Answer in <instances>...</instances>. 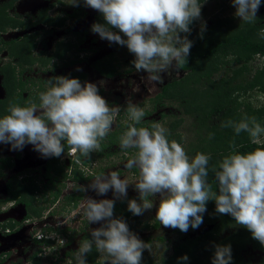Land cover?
<instances>
[{
    "label": "clouds",
    "instance_id": "9594fccd",
    "mask_svg": "<svg viewBox=\"0 0 264 264\" xmlns=\"http://www.w3.org/2000/svg\"><path fill=\"white\" fill-rule=\"evenodd\" d=\"M261 3L231 0L235 17L246 23L258 18ZM71 7L98 12L104 23H93L90 31L109 44L126 47L134 69L147 73L146 78L156 83H161L163 74L174 66L188 63L193 47L188 39L190 26L202 19L199 0H71ZM205 31L206 22H202L201 39ZM105 83L81 82L63 75L51 77L47 91L39 94L38 106H11L10 114L0 118V144L10 145V151L32 145L43 158H59L66 142L72 152L90 159L91 153L101 149L121 111L119 105L110 106L100 94ZM126 104L129 119L139 124L145 115L143 109L130 100ZM222 127H232L237 135L247 132L254 144L264 133L255 117L245 116L239 123L228 121ZM167 133L160 123H154L151 129L129 125L120 137L121 149L137 150L126 164L128 169H139L136 198L128 199L129 184L117 171L97 175L87 186H79V191H91L97 197L111 192L112 198L87 196L81 205L88 223L98 227L91 230L90 239L80 242L75 253L77 264H86L93 246L105 264H142L149 246L130 229L124 217L115 215V205L127 201V211L142 216L154 208L150 197H159L155 218L163 228L185 234L190 228L198 229L204 222L207 203L214 201L217 214L230 216L264 247V148L226 156L215 172L218 190L213 191L207 180L210 156L197 153L190 159L181 144L168 140ZM230 147L235 149L234 144ZM213 247L211 264H233L230 244ZM188 260L185 254L177 264Z\"/></svg>",
    "mask_w": 264,
    "mask_h": 264
},
{
    "label": "trees",
    "instance_id": "16d2710c",
    "mask_svg": "<svg viewBox=\"0 0 264 264\" xmlns=\"http://www.w3.org/2000/svg\"><path fill=\"white\" fill-rule=\"evenodd\" d=\"M16 1L8 0L0 7V34L10 29L31 30L40 23L57 27L64 25L65 20L51 18L48 15V9L42 11L35 22L25 23L17 17H11L8 10L14 6ZM261 8L263 12L252 23L243 22L234 16L213 20L204 32L203 39L200 38V30L193 31L196 21L193 22L190 26L191 34L188 35V39L193 42L188 63L178 68L184 75L164 85L160 93L151 99L153 109L165 105L166 102H176L182 106L183 115L167 126L169 141L174 140L186 147L185 135L176 130L183 125L185 117L195 120L196 142L189 144L185 151L189 157L193 158L197 153L210 156L207 180L213 191L218 190L215 172L219 170V165L226 156L235 153L246 154L257 148H264V141L252 143L247 132L237 135L232 127H222V124L228 121L239 123L245 116L255 117L259 124L264 120V105L257 107L249 98L253 97L254 92L264 95L263 2ZM70 17L79 20L80 12L73 13ZM97 22L104 23L101 15L94 23ZM37 36L38 33L26 34L18 39L2 41L3 46L0 44V54L6 50L10 59L8 63L0 66L2 87L5 91V97L0 99V118L10 114L11 106L27 107L32 103L37 106L40 104L39 94L43 92V88L30 92L32 88L40 87V85L35 81H24L19 76V73L22 74L25 71V67L32 68L37 62V59L33 57ZM82 41L83 38L80 42ZM71 48V44L61 43L54 56L63 59L65 53ZM50 60L51 57L39 59L43 65ZM71 63L75 64L76 61ZM95 68L108 78L119 73V66L114 65L113 61L108 59L96 62ZM79 78L85 80V75L81 74ZM26 92L28 96L24 97ZM243 98L250 100L246 101ZM149 114L145 111L144 116ZM135 126L146 128V123H139ZM122 134L123 130H116L105 138V142H108L101 145L102 150H106L107 147L111 148L114 144H120ZM233 144L235 149L230 147ZM110 155L111 153L107 154V156ZM79 157L83 156L79 154ZM134 170L138 172L137 168ZM23 189L19 186L15 196L21 197L20 201L26 203L27 206H32L28 207L31 214L40 215L41 212L33 208L32 195L23 194ZM128 199L132 197L128 196ZM75 202L78 203V199H75ZM126 202H119L115 205V215L124 217L128 222L129 212L124 208ZM206 207L207 212L203 216L204 222L201 226L209 228L194 237L178 238L173 255L162 258L159 264H177L178 258L185 254L189 257L186 264H211L214 244L231 245L233 264H264V247L253 240L247 230L238 225L230 216L217 214L214 201H209ZM176 231L183 235L178 229ZM159 239L164 240L162 237ZM248 249L263 253L258 263H253L250 257L246 259L244 251ZM97 257L98 252L93 246L92 251L87 254L86 264H97ZM142 264L157 263L144 252Z\"/></svg>",
    "mask_w": 264,
    "mask_h": 264
},
{
    "label": "rangeland",
    "instance_id": "374dc122",
    "mask_svg": "<svg viewBox=\"0 0 264 264\" xmlns=\"http://www.w3.org/2000/svg\"><path fill=\"white\" fill-rule=\"evenodd\" d=\"M4 1L6 0H0V4ZM199 1L202 4V19L196 21V25L194 26L193 31L200 30V25L202 22H206L207 29L213 22V20L221 17H235V8L232 7L231 0ZM45 9H48V15L51 17H67L68 20L66 21V24L60 27L42 24L31 30L12 29L6 34V40L10 41L23 37L28 32L38 33V36L36 38V47L33 50V57L37 59L38 63H36L33 68L25 67V71L23 74L24 80H28L29 82L35 81L40 85V88H43V92H45L48 89L47 81L51 77L63 75L70 78L73 73H86L88 77L87 81L89 82L98 83L101 80L106 82L105 85L100 89H102L105 94L103 96L104 98L108 99L109 102L115 101V105L113 106L119 105L121 109L125 111L127 107L126 102L130 100L132 103L142 108L144 113L145 111H148L150 114L144 116L140 123H146V128L149 129L150 125H153L154 123H160L164 128L168 129L167 126L169 123H172V121L183 115V109L179 103L166 102L165 105H160L157 106L156 109H153L151 99H153L157 94L160 93L161 88L164 85L178 77H182L184 73L180 72L178 68L174 66L167 73L163 74L161 83L149 81L146 78L147 73L137 72L130 64V61L133 59V57L129 54L126 47H121L116 44H109L107 41L101 40L97 34H93L90 31L91 25L95 21L94 18L99 14L98 12L94 14L96 11L82 7L81 13H83V17L79 20H74L70 17V15L76 12L78 8L71 7V0H18L15 6L9 10V14L12 17L17 16V18L23 22H27L36 18V16ZM261 13L262 9L259 10L258 15H260ZM235 18L240 20L237 17ZM82 38L83 41L80 42V39ZM58 43L71 44L72 48L66 53L63 60L54 59V61H51L50 65H48L49 67H47L46 70L44 69L45 67L40 64L39 59H41V56L44 55L43 53H45V56H43L44 58L47 55H51V53L56 50ZM77 43H79L78 46H76ZM82 50L86 52H78ZM79 53H82V55H80ZM106 59H108L109 61L112 60L114 65L119 66L118 75H116L112 79H106L100 76L94 66L97 61ZM71 61H76V63L70 64ZM0 62H5L2 56H0ZM53 64H55L56 66H52ZM77 68L82 69V71H76ZM38 88L36 86L32 88L30 92H35V90H38ZM3 97H5V91L2 87V77L0 75V99ZM249 98H251V102L257 107L264 105V95L261 93L254 92L253 97ZM249 98L248 100H250ZM243 100L246 99L243 98ZM125 119H127V121H131L134 126L136 125L132 122V120L129 119V116H127ZM123 122L125 121H122V123ZM118 124V120H115L112 129H117L119 127ZM260 125L261 127H264V120ZM178 130L185 135L186 147L189 144L196 142L197 136L195 132L196 130L194 119L185 117L183 125L180 126L179 129L177 128L176 132H178ZM263 141L264 133L261 134L259 143ZM1 146L2 145L0 144L1 150L7 148H1ZM186 147L183 148L187 150ZM136 151V149H121L120 144L114 145L106 150L100 149L99 151L93 152L94 155L92 157L90 165L97 171L100 169H104V175H107L112 171L119 172L120 178L127 180L129 184L128 196L136 198L138 196V193L134 190V186L139 180V169L137 168L138 172L136 173L134 170L135 167L132 169H128L126 167L128 160L135 156ZM15 153L16 151H12L13 155ZM108 153H111V156H107ZM189 158L191 159L193 157ZM27 166H29L31 169L35 168V165L32 164H28ZM15 173L16 172H12L11 175H15ZM91 182L92 181H90V183ZM70 187L72 188L73 186L70 185ZM89 192L92 193L91 191ZM4 194V189H2V191L0 192V196H3ZM104 198H112L111 192H109L106 197H100V199ZM149 199L152 200L154 208L151 211H146L142 216H133L129 212V220L127 223L129 224L130 229L135 232L142 240H144L145 243L149 246V249L146 250L145 253L157 264L161 263L162 258H167L173 255V250L176 246V243L178 242V238L194 237L195 235H200L203 231L209 228L208 226H200L196 230L190 228L189 231L186 234L183 233V235L178 234V232L176 231L177 229L163 228L160 222L155 218V211L156 206H158L159 203V197H150ZM124 208L125 210H127V202ZM75 212L76 215L73 216L71 213L72 218L69 219V217L68 222H66L67 224H64V226L60 227L61 230L69 228L71 234H74V232H76L74 240L71 239L70 247L67 248L66 251H60V246L68 243L66 239L61 235L60 237L57 236L56 233L53 234L54 240L57 241L56 244L52 245L54 246V251H57V254L59 256H63L65 253H69L67 261L70 264H77L75 258V248H78L80 245L81 236L84 235L82 226L85 225L82 223V217L85 218L82 208L79 207ZM47 216L48 210L43 211V219H45V217ZM5 217V221L13 220L21 217V214L17 212L8 213L7 211L5 212ZM157 224L158 226L156 227ZM95 227H98V225H95ZM93 228L94 226L88 227L86 229V232L91 233V230ZM160 237H162L164 240H160ZM16 238H19L21 240L25 237L20 233L19 236L17 234H13L11 236H8L6 239H4L3 237L2 239L0 238L1 249H3L2 247L4 243H11L13 239ZM61 241H63V243ZM1 249L0 253L2 251ZM244 253L246 259H249L250 257L253 263H258L263 254L261 252H253L250 249L244 251ZM1 259L2 257L0 256V264H4L5 261H2ZM98 260L101 261L102 264H105V260L100 253Z\"/></svg>",
    "mask_w": 264,
    "mask_h": 264
},
{
    "label": "flooded vegetation",
    "instance_id": "af4514ba",
    "mask_svg": "<svg viewBox=\"0 0 264 264\" xmlns=\"http://www.w3.org/2000/svg\"><path fill=\"white\" fill-rule=\"evenodd\" d=\"M6 1L2 2L0 4V7ZM262 2L264 3L263 0ZM261 9L263 12V8ZM81 10L82 7L78 8V10L76 11V12H80L79 19L83 17V13H81ZM96 13L97 12H95L94 14ZM39 15L40 13L36 16V18L30 21L35 22L36 20L39 19ZM99 15L100 14H98L94 18L95 21ZM51 18L65 20L64 25L68 20L67 17L65 18L51 17ZM30 21H27L25 23H29ZM42 24L44 25V23H40L36 27ZM50 26H54V25H50ZM10 30H8L6 33L0 34L1 45H2V41H8L6 40V34ZM27 34H32V33L28 32ZM59 45L60 44L58 43L56 50L53 53H51V55H47L44 58L43 56H45V53H43L44 55L41 56V58L44 59H48L51 57L50 62H48L46 65H43L39 61L40 64L45 67L44 69L49 67L48 65H50L51 61H54V59L56 60L60 59L54 56V53L57 51ZM77 45H79V43H77ZM78 52H86V51L82 50ZM79 54L82 55V53ZM0 56H2L3 59L5 60V62L2 63L0 62V66L10 61L6 50H4L0 54ZM71 62L70 64H73ZM36 63H38V61ZM54 65L55 64H53L52 66ZM95 69L96 71H98L100 76L106 79H112L115 77L114 76L108 78L103 74H101L97 68ZM23 74L24 72L22 74L19 73V76L22 79H23ZM81 74L85 75V80L79 78ZM70 78H78L81 80V82H84L87 81L88 77L86 73H79V74L73 73ZM27 94L28 92L24 94V97H27L28 96ZM100 94L102 96L105 95L102 89H100ZM109 105L110 106L115 105V101L109 102ZM127 116L128 114L126 110L124 111L121 109L120 114L116 119L118 120L119 127L117 129H111L107 137L116 130H123V133L127 131L128 126L131 124L130 123L131 121H127L128 118L125 119ZM122 121L125 122L122 123ZM107 142H105L104 139L101 142V145ZM1 145H2L1 148H6V147L7 148L4 150L0 149V153H1L0 192L2 191V189H4L5 192L3 196L1 195L2 197L0 196V238L2 239L3 237L4 239H6L8 236H11L13 234H17L19 236L20 233L23 234L25 237L24 239L21 240L19 239L21 237L13 239L14 243L13 241L11 243H4L2 247L3 249H1L0 247V249L2 250L0 253V256L2 257L1 260L5 261L4 264H70L67 261V257H69V253L67 254L65 253L63 256H59L57 254V251L56 252L54 251V246H52L56 244L57 241H55L54 239H47V237H53V234L56 233L57 236L60 237L61 235L66 239L68 243L60 246L61 252L66 251V249L70 247L71 239L74 240L76 232H74V234H71L69 228H66L65 230H61L60 227L64 226V224H67L66 222H68V220L72 218L71 213L75 212L79 207L81 208V205L84 204L87 196H92L93 198L100 199V197H97L94 192L85 193L79 191L78 188L81 185L87 186L88 184H90V181H93V179H95L97 175H104L105 173L104 169L102 170L100 169L97 171L95 170L94 167H91L90 163L94 155L93 153H91L90 159L84 156L80 158L78 152L74 153L73 156L70 155L72 150L71 148H69L70 146H68L66 142L64 144V153L59 158H55V157L43 158L39 153L33 150L32 145H26L22 151H16V153L13 155L12 151L9 150L11 147L10 145L7 144H1ZM109 148L110 147H107L106 149ZM26 152L28 153V155ZM77 160H79V163H77ZM28 164L35 165V168L31 169L29 166H27ZM101 171H103V173H101ZM12 172H16L15 175H11ZM70 185H72L73 187L71 188ZM19 186L24 188L22 190L23 194L27 193L32 195L31 199L33 201L32 204L33 208L35 211H40L41 212L40 215H38L37 213L31 214L28 209L31 208L32 206L31 207L27 206L26 203L20 201L21 197L15 196L17 195L16 191L19 190ZM75 199H78V203L75 202ZM118 203L119 202L117 201L116 204ZM45 210H48V216L45 217V219H43L44 218L43 211ZM7 211L8 213L9 212L20 213L21 217L13 220L5 221L6 220L5 212ZM82 219H83L82 223L85 225L82 226L84 235L81 236V241L85 239H90L91 238L90 233L86 232V229L92 226L95 227V225H90L85 218L82 217ZM44 241L47 242L44 243ZM78 248H75V252L78 250ZM98 259H99V253L97 257V264H102V262L99 261Z\"/></svg>",
    "mask_w": 264,
    "mask_h": 264
},
{
    "label": "built area",
    "instance_id": "2783aa9c",
    "mask_svg": "<svg viewBox=\"0 0 264 264\" xmlns=\"http://www.w3.org/2000/svg\"><path fill=\"white\" fill-rule=\"evenodd\" d=\"M70 155H72V156H73V155H74V152H72V151H71Z\"/></svg>",
    "mask_w": 264,
    "mask_h": 264
}]
</instances>
